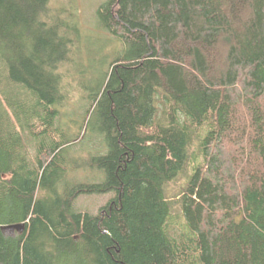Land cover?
Wrapping results in <instances>:
<instances>
[{"label":"trees","instance_id":"16d2710c","mask_svg":"<svg viewBox=\"0 0 264 264\" xmlns=\"http://www.w3.org/2000/svg\"><path fill=\"white\" fill-rule=\"evenodd\" d=\"M50 3L0 0V264H264V0H108L100 24L126 53L89 95L109 152L85 161L55 126L73 41ZM196 142L176 211L165 188ZM90 168L105 181L59 190Z\"/></svg>","mask_w":264,"mask_h":264},{"label":"rangeland","instance_id":"374dc122","mask_svg":"<svg viewBox=\"0 0 264 264\" xmlns=\"http://www.w3.org/2000/svg\"><path fill=\"white\" fill-rule=\"evenodd\" d=\"M107 2L108 0H51L50 3L52 16H56V19H60L70 29L68 36L73 41L70 61L59 71L71 98L65 108H58L60 114L55 126L58 129L63 128L62 134H66L69 138L79 139L68 151L70 156L81 161L92 156H105L109 152L104 136L98 131L100 117L94 112L89 116L91 124L86 125L84 115L89 106V95L109 72L110 64L126 53L121 41L114 38L100 24L98 12ZM0 75L2 77L6 75L1 66ZM62 134H59V140L62 139ZM28 141L31 147L30 154L33 156L38 141L33 138H28ZM193 146L192 150L194 149L196 154L189 160L184 175H180L165 188L167 196L174 200L176 211H181L178 201L187 186V176L194 166L202 163L199 142ZM104 181L105 173L102 170L81 169L76 172L68 171L58 187L62 190L68 185L101 184ZM115 197L114 192L103 195H82L75 201L73 210L96 216ZM178 226L183 231L186 230L182 222L178 223ZM178 226H174L176 231ZM8 234L13 233L9 231Z\"/></svg>","mask_w":264,"mask_h":264},{"label":"bare ground","instance_id":"6f19581e","mask_svg":"<svg viewBox=\"0 0 264 264\" xmlns=\"http://www.w3.org/2000/svg\"><path fill=\"white\" fill-rule=\"evenodd\" d=\"M63 129V128H62ZM61 130V129H60ZM192 153L194 154L195 153V150L193 149L192 150ZM105 207V206H104ZM103 207V208H104ZM92 216H94V215H92ZM21 225H23V224H21ZM25 226V225H24ZM12 232L13 234H8V232ZM3 232L4 233H6L8 236H15L16 235V233L17 234H22V233H20V232H18V231H16V230H10V229H7V227H3ZM24 232V231H23Z\"/></svg>","mask_w":264,"mask_h":264},{"label":"water","instance_id":"95a60500","mask_svg":"<svg viewBox=\"0 0 264 264\" xmlns=\"http://www.w3.org/2000/svg\"><path fill=\"white\" fill-rule=\"evenodd\" d=\"M7 229L16 230L20 233H23L25 226L24 225L9 226V227H7Z\"/></svg>","mask_w":264,"mask_h":264}]
</instances>
